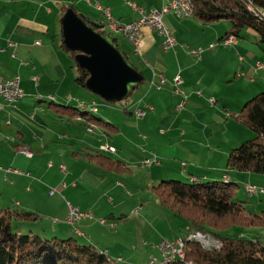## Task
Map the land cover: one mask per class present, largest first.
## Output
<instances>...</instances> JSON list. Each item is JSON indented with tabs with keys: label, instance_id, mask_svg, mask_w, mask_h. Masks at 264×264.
<instances>
[{
	"label": "crops",
	"instance_id": "0c3cea01",
	"mask_svg": "<svg viewBox=\"0 0 264 264\" xmlns=\"http://www.w3.org/2000/svg\"><path fill=\"white\" fill-rule=\"evenodd\" d=\"M92 1L109 6L122 23H130L167 3ZM65 4L73 5L89 21L109 31L103 13L87 0H0V78L20 75L25 93L16 104L0 106V208L23 207L37 212L41 218L24 223L23 228L62 238L75 236L106 251L112 259L123 257L114 264H149L151 255L161 258L162 240H177L183 234L181 229L187 227L181 216L160 205L149 185L177 177L185 181L229 178L248 179L245 185H256L251 180L264 183V177H255L254 173L226 172L231 149L253 137L236 116L248 99L264 89V76L257 78L264 67L253 60L264 47L254 42L256 33L250 28L244 29V37L225 46L222 39L230 29L229 20L203 22L195 16L178 17L172 11L163 18L177 40L173 48L164 50L162 36L148 27L142 29L139 52L122 34H117L122 50L145 79L125 99L127 112L122 110L118 115L110 113L111 109L104 110L112 117H101L110 124L106 126L58 108L98 102L95 93L78 84L74 60L61 47ZM211 43L216 46L211 48ZM195 48H201L202 53L191 54L190 49ZM158 74L167 78L161 90L151 84ZM178 74L182 75L181 85L188 95L181 111L176 108L181 95L172 90ZM147 103L154 109L146 108ZM138 109H144L146 114L139 117ZM94 125L101 126L96 136L81 135L83 129L94 133ZM231 130L244 131L245 136H232L225 144L219 141V133L230 135ZM104 143L115 147V151H102ZM118 147L139 153L136 163L149 172L135 174L143 188L138 187L135 196L116 205V199L108 196L117 189L111 183L112 172H133L131 156L124 158L123 151L120 159L108 156L117 154ZM21 149L31 150L33 155L27 156ZM84 150L103 155L85 156L81 154L86 153ZM145 159H157L158 163L146 166ZM113 160L119 161V166L107 169L105 165ZM67 201L82 211H93V218L78 222L85 235L76 234L67 221ZM101 217H107L115 227L101 224ZM148 224L151 230L145 233Z\"/></svg>",
	"mask_w": 264,
	"mask_h": 264
},
{
	"label": "trees",
	"instance_id": "16d2710c",
	"mask_svg": "<svg viewBox=\"0 0 264 264\" xmlns=\"http://www.w3.org/2000/svg\"><path fill=\"white\" fill-rule=\"evenodd\" d=\"M192 2L194 16L203 22L229 20L230 29L223 39L229 35H234L236 39L244 37V29L251 28L256 33L254 42L264 46V0H192ZM69 9L76 11L73 5L65 4L63 14ZM89 22L101 33L116 37L104 27ZM116 40L121 48L118 39ZM61 47L74 60L78 70L76 81L81 87L87 88L89 72L81 68L76 59L80 52L69 49L64 43L63 35ZM138 71L142 74L141 70ZM144 79L143 75L138 86L144 82ZM58 108L74 111L73 114H78L90 122L110 125L94 114L96 108H91L92 111L87 105L79 107L59 105ZM123 110L127 112L128 108ZM236 119L250 128L254 134L253 137L231 149L227 158L226 172L264 175V89L243 104ZM84 151L86 153L81 154L85 156L91 155L97 158L103 155ZM108 163V166L105 165L107 169L119 166L117 160ZM237 187L238 182L229 178L222 180L196 178L193 181L161 179L148 186L157 194L161 206L181 216L188 226L187 230L184 227L181 229L185 258L173 259L167 264H188L190 261L197 264H264V240L261 237L248 239L220 232L232 226L264 228V210L256 214L248 211L246 202L236 198ZM40 218L39 213L23 207L0 208V264H114L118 261L116 258L112 259L106 251L99 250L93 244L83 243L75 236L62 238L32 229L24 232L23 225H18V229L13 230L14 222L31 223ZM192 230L217 237L221 243L220 248L206 249L200 242L187 239V234ZM121 258L123 260V257Z\"/></svg>",
	"mask_w": 264,
	"mask_h": 264
},
{
	"label": "built area",
	"instance_id": "2783aa9c",
	"mask_svg": "<svg viewBox=\"0 0 264 264\" xmlns=\"http://www.w3.org/2000/svg\"><path fill=\"white\" fill-rule=\"evenodd\" d=\"M89 4H91L90 0H87ZM135 9L141 10V8L134 2H129ZM95 7L101 11L106 17V23L109 29L115 34H123L129 41L133 44L135 51L139 52L140 47L143 43L141 30L144 26L149 27L151 30L157 32L160 36H162V47L164 50H168L177 45V40L171 30L166 26L164 22V15L168 12H174L178 17L181 18H189L193 17L195 14L194 8L190 5L189 0H167V3L162 6L161 9H155L146 13H143L140 17L134 19L130 23H122L117 20L112 12L111 8L107 6H103L100 3H95ZM236 37L234 35H229L223 39V44L225 46L231 45L236 42ZM38 41H36L37 43ZM216 46V43H211L210 47L213 48ZM193 55H200L202 53V49H193L190 51ZM261 67V65H259ZM37 79V77H35ZM21 77L20 75H15L9 79L0 78V106L6 104H16L19 102L25 95L24 90L21 87ZM167 83V78L163 74H158L156 79L154 78L151 81V84L156 89H161ZM182 77L180 74L176 75L173 79V91L175 94L181 95L180 102L176 105L177 109L183 108L186 103L187 95L184 88L181 85ZM198 94H201V91H197ZM210 101L212 103L215 102L214 98H211ZM86 106V104L81 103ZM88 106V105H87ZM89 107H97L96 104H91ZM148 109L153 110V106L148 105ZM137 115L144 116L146 111L144 109H138L136 111ZM92 128H89L91 131ZM163 132V130H162ZM105 151H115V147L106 145L101 146ZM22 153L27 156H32L33 152L28 149H22ZM153 163H158L157 159H145L144 165L150 166ZM64 168V167H63ZM250 192L252 194L253 191H258L259 188L256 185L247 184ZM264 193V188L260 189V192ZM54 194V190L51 192V195ZM68 207V216L67 220L74 226V232L78 235H84L82 229L76 224L77 221L81 220L84 217H93V213L90 211L85 212L80 210L78 207L73 205L70 201H67ZM92 212V211H91ZM90 217V218H91ZM187 239H194L206 248H220V240L216 239L210 235H206L203 232H195L194 230L189 231L187 234ZM182 236L179 237L176 241L170 239H164L160 242L159 248L161 251V259L158 260L156 257H151L149 264H167L173 259H184L185 253L183 251L184 242ZM116 260H122L121 257L116 258ZM188 264H197L194 261L188 262Z\"/></svg>",
	"mask_w": 264,
	"mask_h": 264
},
{
	"label": "water",
	"instance_id": "95a60500",
	"mask_svg": "<svg viewBox=\"0 0 264 264\" xmlns=\"http://www.w3.org/2000/svg\"><path fill=\"white\" fill-rule=\"evenodd\" d=\"M62 28L65 45L80 52L77 62L89 72L87 88L109 102L129 97L143 75L118 46L117 38L101 33L74 9L62 16Z\"/></svg>",
	"mask_w": 264,
	"mask_h": 264
},
{
	"label": "rangeland",
	"instance_id": "374dc122",
	"mask_svg": "<svg viewBox=\"0 0 264 264\" xmlns=\"http://www.w3.org/2000/svg\"><path fill=\"white\" fill-rule=\"evenodd\" d=\"M91 1V4L90 5H93V6H95V3H97L98 1H92V0H90ZM88 2V1H87ZM128 2H130V1H128ZM132 2V1H131ZM98 3H100V2H98ZM101 4V3H100ZM104 6V5H103ZM107 7H109V6H107ZM112 12V11H111ZM102 13V12H101ZM113 14V13H112ZM104 15V14H103ZM114 16V15H113ZM104 17H105V15H104ZM105 19H106V17H105ZM117 19V18H116ZM164 19V18H163ZM118 20V19H117ZM105 24L107 25V23L105 22ZM144 27H147V26H144ZM109 28V27H108ZM149 28V27H148ZM143 29V28H142ZM251 29V28H250ZM110 34H112V35H117V34H115L114 32H112L110 29H109V31H108ZM141 33H142V30H141ZM123 35V34H122ZM124 36V35H123ZM125 37V36H124ZM126 38V37H125ZM127 39V38H126ZM129 40V39H128ZM232 45V44H231ZM231 45H228V46H231ZM264 47V46H263ZM196 49V48H195ZM193 49H190V51H192ZM264 51H262V52H260V53H258L257 54V56H254L253 58V60H255L259 65H261V67L260 68H262L263 69V67H264V53H263ZM245 57H242V59H244ZM247 60V59H246ZM255 61H254V63H255ZM258 68V67H257ZM257 68H256V70H257ZM264 69L260 72V73H257V78L259 79V78H262L263 76H264ZM181 75V74H180ZM181 77H182V75H181ZM257 79V80H258ZM183 80V79H182ZM260 81H262V80H260ZM182 84V83H181ZM165 86V85H164ZM163 86V87H164ZM162 87V88H163ZM161 88V89H162ZM161 89H159V90H161ZM172 90H173V88H172ZM174 92V91H173ZM233 92H235V91H232L231 93H230V96L231 97H233ZM187 95V94H186ZM96 97V99H98V102L97 101H92L89 105H91V104H96V111H98V109L100 110L99 112H96V111H94V114L97 116V117H102L103 119H109V118H112V117H110L109 115H105L104 113V110H106V109H111L110 110V113H112V114H121L122 115V113H123V108L125 107V100H121V101H117V102H107V101H105L104 99H102L100 96H95ZM211 99V98H210ZM187 100H188V95H187V99H186V103L184 104V106H183V108H181V109H177V110H179V111H181L182 109H184V107L186 106V104H187ZM180 102V101H179ZM178 102V103H179ZM177 103V104H178ZM85 104V103H84ZM89 105H88V108H90L91 109V107H89ZM148 105H150V104H145V107L146 108H148L147 106ZM151 106V105H150ZM92 110V109H91ZM93 111V110H92ZM107 114V113H106ZM100 128V130H101V126H98V125H94V133H91V134H88L89 132L86 130H84L83 129V131L81 130V135H89V136H91V137H94V136H96L97 134H98V132H99V129L98 128ZM244 127V126H243ZM247 127V126H246ZM86 128H87V126H86ZM89 128H92V127H90L89 126ZM89 128H88V130H89ZM249 129V131L252 133V134H254L253 133V131L250 129V128H248ZM90 132H93V128H92V130L90 131ZM231 133L233 134H230V135H228L227 133H219V141L221 140L222 141V143L223 144H225V142H226V140L227 139H229V138H231L232 136H236V137H240V136H242L243 134V136H245V133H244V131H234V130H231ZM113 134V136H115L114 135V133H112ZM112 141V139L109 137V142H111ZM115 144H117V142H115ZM104 146H106V145H110L109 143H104L103 144ZM102 145V146H103ZM81 146V145H80ZM22 150V149H21ZM21 150H20V152H21ZM102 150H103V148H102ZM121 151H123V157L124 158H129V156H131L132 157V161H130V163H129V165H130V168L132 169V173L131 174H126L127 172H125V173H119V174H117L115 171H113L112 172V174H113V178H112V181H111V183H113V186L114 187H116L117 189L116 190H111L110 191V193H109V197H111L112 199L113 198H115L116 199V205H118L119 204V202H120V200H122V199H124V200H128V199H131L132 197H133V195L135 196V194L136 193H138V187L139 188H143V186H142V181H139V178L138 177H135L134 175L135 174H140L141 176H143L145 173H148L149 172V170H147V169H142L141 167H139L140 166V163H136V162H138V154L139 153H135V152H131L130 151V149H120V147H118V152H117V154H109L108 156H111L112 158H114V159H120V158H122L121 157ZM102 152V151H101ZM22 153V152H21ZM102 153H104V152H102ZM24 154V153H23ZM120 156V157H119ZM86 163H87V161H86ZM137 170H139V171H137ZM233 172V171H232ZM235 173H245V172H237V171H234ZM254 175H256L255 177H257V176H259V177H264V175L263 174H256V173H254ZM243 178V177H242ZM169 179H179V180H182V179H180L179 177H177V178H169ZM159 180H161V179H159ZM183 181H185V180H183ZM249 180L248 179H243V180H238V181H236V182H238V187H237V192H236V198H238V199H241V200H244L246 203H245V206H246V209L248 210V211H250V212H252V213H261L263 210H264V194H263V192L261 191V192H258V191H260V189L261 188H264V183H260L259 181H257V180H251V181H253V182H255L256 183V186L259 188V190L258 191H253L252 192V194L250 193V191L248 190L249 189V187H247V186H245V183H247ZM106 184H107V182H106ZM132 193V194H131ZM262 193V194H261ZM157 195V194H156ZM150 199V198H149ZM155 199V198H154ZM155 204V202L154 203H152L151 205H154ZM126 205H130V204H126ZM161 205V204H160ZM164 208V207H163ZM166 209V208H165ZM171 211V210H170ZM86 212H88V211H86ZM173 212V211H172ZM90 213L92 214L93 213V211L91 212L90 211ZM126 214H128V213H126ZM116 215L117 216H120L121 215V213H117L116 212ZM91 217V216H90ZM90 217H84V218H82V219H86V218H90ZM93 217H94V214H93ZM93 217H91V218H93ZM81 219V220H82ZM129 220L131 221V222H133V219H130L129 218ZM68 221V220H67ZM69 222V221H68ZM99 222L101 223V224H104V225H106V224H108L111 228H114L115 227V224L113 223V222H111V220H109L107 217H101V218H99ZM21 223H23V222H21ZM25 223V222H24ZM70 223V222H69ZM71 224V223H70ZM18 225H23V224H20V222L18 223V222H14V224H13V230H17L18 229ZM72 225V224H71ZM73 226V225H72ZM79 226V225H78ZM74 227V226H73ZM80 227V226H79ZM110 228V229H111ZM147 228V229H146ZM145 229V233L147 232V231H149V230H151L150 228H149V224H148V226L146 227ZM188 229V226L186 227V230ZM24 230V232H27L26 230H29L28 228H25V229H23ZM83 231V230H82ZM198 231V230H197ZM197 231H195V232H197ZM84 232V231H83ZM199 232V231H198ZM202 232V231H201ZM221 233H223V234H226V235H230V236H239V237H244V238H248V239H255V238H257V237H261L263 240H264V228L263 227H260V226H252V227H249V226H232V227H230V228H227V229H225V230H222V231H220ZM41 234V233H40ZM84 235H85V233H83ZM206 235H210V234H206ZM211 236V235H210ZM153 237H154V235H153ZM212 237H214V236H212ZM66 238V237H65ZM215 238V237H214ZM216 239H217V237H216ZM176 241V240H175ZM161 255V254H160ZM151 257H156V255H151ZM158 260H160L158 257H156ZM183 260V259H182Z\"/></svg>",
	"mask_w": 264,
	"mask_h": 264
},
{
	"label": "bare ground",
	"instance_id": "6f19581e",
	"mask_svg": "<svg viewBox=\"0 0 264 264\" xmlns=\"http://www.w3.org/2000/svg\"><path fill=\"white\" fill-rule=\"evenodd\" d=\"M189 2H190V5L194 8V4H193V2H192V0H189ZM81 106H84V105H82V104H80ZM91 108H95V107H91ZM104 150V149H103ZM102 150V151H103ZM249 191H250V189H248ZM53 191V190H52ZM51 191V192H52ZM51 192H50V194H51ZM251 193V192H250ZM262 194V193H261Z\"/></svg>",
	"mask_w": 264,
	"mask_h": 264
}]
</instances>
